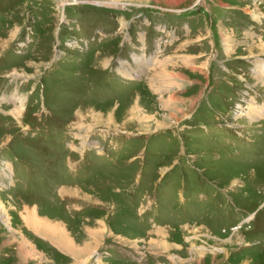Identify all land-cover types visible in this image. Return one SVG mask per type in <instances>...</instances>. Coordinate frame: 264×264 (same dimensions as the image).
I'll use <instances>...</instances> for the list:
<instances>
[{"label":"rangeland","instance_id":"obj_1","mask_svg":"<svg viewBox=\"0 0 264 264\" xmlns=\"http://www.w3.org/2000/svg\"><path fill=\"white\" fill-rule=\"evenodd\" d=\"M207 2L0 0V264H264V0Z\"/></svg>","mask_w":264,"mask_h":264},{"label":"crops","instance_id":"obj_2","mask_svg":"<svg viewBox=\"0 0 264 264\" xmlns=\"http://www.w3.org/2000/svg\"><path fill=\"white\" fill-rule=\"evenodd\" d=\"M208 0H202V4L203 5H201L197 10H198V12H199V14H203L202 13V11L205 9L208 13H209V15L212 13L211 12V8L208 6V2H207ZM222 3V2H221ZM204 15V14H203ZM161 17V16H160ZM197 25H196V23H194V22H192L191 24H187V26H186V29H187V32H181L182 31V29H179L178 31V36H181L182 34H184V36H188V34H190L191 35V33L194 31V28L196 27ZM148 30V29H147ZM253 32V31H252ZM255 33L257 34V35H259V33H258V30L256 31L255 30ZM264 36V35H263ZM249 41H251L252 42V50H253V48H256L258 51H260V53L259 54H257V55H261V54H263L264 53V47H260L259 45L257 46V47H255V45H256V39L254 40V39H249ZM185 42H190V41H185ZM181 44H187V43H181ZM188 45V44H187ZM180 49H184V47H180ZM184 58V57H183ZM255 58H259L260 60L262 59V60H264V58L262 57H259V56H256ZM187 59H182V61H186ZM255 70H253L254 71V73L255 74H258V73H260V72H262L263 71V68H262V66H260V67H255L254 68ZM264 72V71H263ZM260 75H261V73H260ZM262 98H264V94H263V96H262ZM264 102V101H263ZM111 164V163H110ZM9 180V179H8ZM8 180H6V182H8V183H11V182H9ZM90 209H93V208H90ZM90 212H92V211H90ZM29 230V229H28ZM57 231V230H56ZM33 234H35L36 236H37V238H38V242H39V244H44V245H52V246H55L54 244H52L49 240H48V237H51V235L50 234H48V233H46L45 235L44 234H42V232H39V231H37V232H35V231H33ZM91 234H93V233H91L90 232V235ZM47 235H48V237H47ZM52 238V237H51ZM55 238H56V235H55ZM91 240L93 239V237L92 238H90ZM89 241V240H88ZM87 243H85V245H86ZM90 244V243H89ZM88 245V244H87ZM91 245V244H90ZM112 247H115L116 248V250L118 251V253H119V255H120V253H121V255H123L124 253H125V250H121V249H119L118 247H116L115 245H110L109 246V248H112ZM65 248H66V250H68V251H70V252H77L79 249L77 248L76 249V247H73V245H71L70 243L68 244V245H66L65 246ZM80 250H82L83 251V249L81 248ZM72 253V254H73ZM110 253V252H109ZM78 255H76V256H79L81 253H77ZM111 255V257H118V255H116V254H114L113 253V256H112V254H110Z\"/></svg>","mask_w":264,"mask_h":264},{"label":"bare ground","instance_id":"obj_3","mask_svg":"<svg viewBox=\"0 0 264 264\" xmlns=\"http://www.w3.org/2000/svg\"><path fill=\"white\" fill-rule=\"evenodd\" d=\"M246 114V113H245ZM32 217H33V219H32V223L34 224V225H36V227L35 228H37V229H39L40 230V232H42V234L44 233V234H46V233H48V234H50L51 236H53L54 238H55V236L54 235H56V237H57V235H58V233H57V228L55 227V226H53V225H51V222H49V221H46V219H38L34 214L32 215ZM60 226V225H59ZM60 229V228H59ZM38 230V231H39ZM91 230V229H90ZM62 231V230H61ZM92 232V231H91ZM99 232V231H98ZM95 232H93V234H94ZM63 234V233H62ZM90 234V233H89ZM99 234V233H98ZM97 235V234H96ZM91 236V235H90ZM94 236H95V234H94ZM93 236V237H94ZM64 237H66L65 235H64ZM63 237V239H59V240H57L58 238H55V241H57L56 243H58V245L62 248V249H65V246L66 245H68L69 243H68V241L65 239ZM92 237V236H91ZM91 245H92V243H91ZM87 248H89L90 246L89 245H87L86 246Z\"/></svg>","mask_w":264,"mask_h":264},{"label":"built area","instance_id":"obj_4","mask_svg":"<svg viewBox=\"0 0 264 264\" xmlns=\"http://www.w3.org/2000/svg\"><path fill=\"white\" fill-rule=\"evenodd\" d=\"M254 18H256V17H254ZM256 19H259V22L257 23L258 25L262 26L264 24V17H258ZM260 30H262V29H260Z\"/></svg>","mask_w":264,"mask_h":264}]
</instances>
